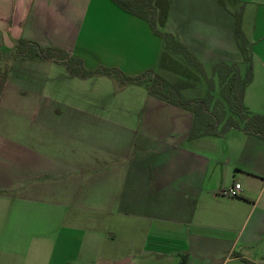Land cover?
Here are the masks:
<instances>
[{
  "label": "crops",
  "instance_id": "1",
  "mask_svg": "<svg viewBox=\"0 0 264 264\" xmlns=\"http://www.w3.org/2000/svg\"><path fill=\"white\" fill-rule=\"evenodd\" d=\"M172 0L165 31L203 65L245 64L264 116V0ZM19 39L86 70H155L162 41L110 0H0V264H264V142L190 139L192 114L63 64L13 56ZM238 184V195L227 190Z\"/></svg>",
  "mask_w": 264,
  "mask_h": 264
},
{
  "label": "trees",
  "instance_id": "2",
  "mask_svg": "<svg viewBox=\"0 0 264 264\" xmlns=\"http://www.w3.org/2000/svg\"><path fill=\"white\" fill-rule=\"evenodd\" d=\"M121 10L138 17L162 41V50L155 70L136 77H128L117 69L99 67L86 70L79 59L70 57L64 50L43 48L39 44L19 39L12 53L23 60L48 61L63 64L66 71L79 79L95 76L114 79L119 85L144 86L148 94L167 104L182 108L192 114L190 139L219 138L230 131H239L264 142V116L252 114L244 107V93L251 81V56L240 34V18L235 15V33L245 64L240 73L235 64L218 62L207 77L204 67L171 34L165 24L172 0H110ZM222 4L225 1H221ZM204 83V93L194 92ZM217 95L214 96V94ZM179 264H186L181 258Z\"/></svg>",
  "mask_w": 264,
  "mask_h": 264
},
{
  "label": "built area",
  "instance_id": "3",
  "mask_svg": "<svg viewBox=\"0 0 264 264\" xmlns=\"http://www.w3.org/2000/svg\"><path fill=\"white\" fill-rule=\"evenodd\" d=\"M239 185L238 184H234L233 186H231L228 190H227V192H226V194L228 195V196H231V197H234V196H237L238 195V191H239Z\"/></svg>",
  "mask_w": 264,
  "mask_h": 264
},
{
  "label": "rangeland",
  "instance_id": "4",
  "mask_svg": "<svg viewBox=\"0 0 264 264\" xmlns=\"http://www.w3.org/2000/svg\"><path fill=\"white\" fill-rule=\"evenodd\" d=\"M199 90V91H198ZM206 90V85L204 83L199 84V88L194 92L204 93ZM217 95V93L214 94V96Z\"/></svg>",
  "mask_w": 264,
  "mask_h": 264
}]
</instances>
